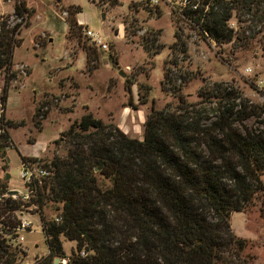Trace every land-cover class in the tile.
<instances>
[{
  "label": "trees",
  "instance_id": "trees-1",
  "mask_svg": "<svg viewBox=\"0 0 264 264\" xmlns=\"http://www.w3.org/2000/svg\"><path fill=\"white\" fill-rule=\"evenodd\" d=\"M187 2L181 8L183 18L216 45L234 40L228 22L235 10L251 11V0ZM80 12L67 10L69 38L83 29L76 19ZM18 35V25L0 27L2 105L13 76ZM143 40L148 50L149 38ZM178 50L186 52L185 46ZM201 96L216 105L213 119L183 110L172 115L152 112L142 141L85 115L55 141L64 154L45 164L52 176L33 188L35 198L29 203L6 197L7 186L0 179V264L25 261L26 254L8 246L5 235L19 226L16 213L31 206L47 247V255L36 264L62 258L63 241L76 244L71 264H249L247 241L233 234L229 220L264 192V98L261 105L249 104L239 91L222 85ZM249 119L261 129L245 127ZM0 130L1 159L10 146L8 134ZM27 162L39 163L21 157V163ZM44 209L53 215L46 219ZM82 251L86 258L79 257Z\"/></svg>",
  "mask_w": 264,
  "mask_h": 264
},
{
  "label": "rangeland",
  "instance_id": "rangeland-1",
  "mask_svg": "<svg viewBox=\"0 0 264 264\" xmlns=\"http://www.w3.org/2000/svg\"><path fill=\"white\" fill-rule=\"evenodd\" d=\"M115 1L113 6L112 0H0L1 30L18 25L20 40L13 53L7 101L0 103V128L10 146L0 159V179L8 192L27 193L19 179L21 157L45 166L54 155L63 156V147L55 141L87 114L142 141L152 112L172 115L183 110L213 119L216 105L206 103L201 93L215 85L239 91L249 104L263 103L264 0H251L250 12H233L228 27L234 40L224 45H216L183 18L184 0H158L156 6L149 0ZM70 7L81 11L77 18L83 23L72 38L66 23ZM85 31L100 37L107 50L96 48ZM144 37L149 38L148 50ZM182 46L184 54L178 50ZM3 87L0 73V97ZM245 127L261 129L253 119ZM260 180L264 187V174ZM34 210L31 206L16 213L32 223L20 233L21 247L27 251L24 264L47 255ZM43 213L46 219L53 215L50 209ZM229 224L236 237L247 241L249 264H264V192H258L243 212L232 213ZM62 249V258L71 264L76 244L63 241Z\"/></svg>",
  "mask_w": 264,
  "mask_h": 264
},
{
  "label": "built area",
  "instance_id": "built-area-1",
  "mask_svg": "<svg viewBox=\"0 0 264 264\" xmlns=\"http://www.w3.org/2000/svg\"><path fill=\"white\" fill-rule=\"evenodd\" d=\"M149 3L153 6H156L158 4V0H149ZM187 4H188L187 0H184L183 6H186ZM85 36L96 48L103 50V51L107 50L106 44H104L101 38L98 37L97 35H94L90 31H85ZM1 134H3V131L0 130V135ZM51 176H52V172L50 171V169L45 166L40 165L39 163H31V162L22 163L20 174H19V179L21 180L23 185L27 188L26 189L27 193L23 195L22 192L18 190L16 191L17 194L11 197H13V200H16V198L20 197L21 202L29 203L32 198H35V191L33 188H35V186H41L42 181L48 180ZM30 196H31V199L28 202L22 201V200H28ZM19 220H20L19 226L16 229H12V233L5 235V238L8 240L7 242L8 246L12 248L18 247L23 253H25L27 251H25L21 247V243H24V238L20 236V233L26 232L28 229L32 228V223L30 221H26L25 219H21V218H19ZM54 221L55 223H59L61 219L59 217H56ZM79 256L80 258H86L87 253L80 252ZM37 261L38 260L34 261V264H36ZM55 261L57 264H70V261L67 258H56L54 262ZM24 263L25 261L23 262V264Z\"/></svg>",
  "mask_w": 264,
  "mask_h": 264
},
{
  "label": "water",
  "instance_id": "water-1",
  "mask_svg": "<svg viewBox=\"0 0 264 264\" xmlns=\"http://www.w3.org/2000/svg\"><path fill=\"white\" fill-rule=\"evenodd\" d=\"M6 179L8 180L9 179V175L7 174L6 175ZM17 192L16 191H10L7 193V196H11V195H16ZM54 264H57L56 261L54 262Z\"/></svg>",
  "mask_w": 264,
  "mask_h": 264
},
{
  "label": "crops",
  "instance_id": "crops-1",
  "mask_svg": "<svg viewBox=\"0 0 264 264\" xmlns=\"http://www.w3.org/2000/svg\"><path fill=\"white\" fill-rule=\"evenodd\" d=\"M76 19H77L78 24L83 26V23L78 20L77 16H76Z\"/></svg>",
  "mask_w": 264,
  "mask_h": 264
}]
</instances>
